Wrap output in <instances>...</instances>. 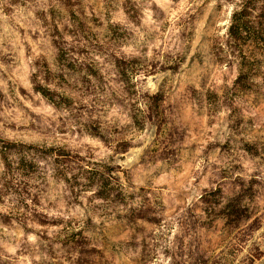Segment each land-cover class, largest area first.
Returning a JSON list of instances; mask_svg holds the SVG:
<instances>
[{"label": "rangeland", "instance_id": "rangeland-1", "mask_svg": "<svg viewBox=\"0 0 264 264\" xmlns=\"http://www.w3.org/2000/svg\"><path fill=\"white\" fill-rule=\"evenodd\" d=\"M240 2L0 0V264H264Z\"/></svg>", "mask_w": 264, "mask_h": 264}, {"label": "trees", "instance_id": "trees-1", "mask_svg": "<svg viewBox=\"0 0 264 264\" xmlns=\"http://www.w3.org/2000/svg\"><path fill=\"white\" fill-rule=\"evenodd\" d=\"M225 47L226 53L234 59L237 67V76L231 91L241 95L254 93L258 98L264 99V0H241L236 5L227 28ZM63 60L67 59L61 52L56 61L64 62ZM68 65L70 66V63ZM36 91L54 104L49 91L41 87ZM208 195L216 199L220 191H211ZM97 196L107 197L98 194ZM222 210L226 211V217H231L233 206L225 205Z\"/></svg>", "mask_w": 264, "mask_h": 264}]
</instances>
